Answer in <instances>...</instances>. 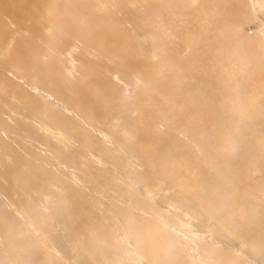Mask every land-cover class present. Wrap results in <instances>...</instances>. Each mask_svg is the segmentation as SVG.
<instances>
[{"label": "rangeland", "instance_id": "374dc122", "mask_svg": "<svg viewBox=\"0 0 264 264\" xmlns=\"http://www.w3.org/2000/svg\"><path fill=\"white\" fill-rule=\"evenodd\" d=\"M0 264H264V0H0Z\"/></svg>", "mask_w": 264, "mask_h": 264}, {"label": "bare ground", "instance_id": "6f19581e", "mask_svg": "<svg viewBox=\"0 0 264 264\" xmlns=\"http://www.w3.org/2000/svg\"><path fill=\"white\" fill-rule=\"evenodd\" d=\"M28 98H29V96H28ZM47 98V97H46ZM145 100V99H144ZM142 101L143 103L142 104H144L145 103V101H146V104H145V106L148 104V100L146 99L145 101ZM30 101V100H29ZM28 102V101H27ZM35 102V101H34ZM32 103V102H31ZM34 108H35V106H34ZM73 109V108H72ZM65 110V109H64ZM69 111V113H70V110H68ZM86 113V112H85ZM65 118V117H64ZM66 120H67V118H65ZM15 120V119H14ZM55 121V120H54ZM19 122V121H18ZM2 123V122H1ZM16 123V122H15ZM53 123V122H52ZM17 124V123H16ZM54 124V123H53ZM59 125V124H58ZM66 125V124H65ZM5 126V125H4ZM65 128V127H64ZM10 131V130H9ZM8 132V131H7ZM14 132V131H13ZM8 133H10V132H8ZM69 133H71L70 131H69ZM30 135V134H29ZM63 136V135H62ZM32 137H34V136H32ZM90 137V136H89ZM90 138H92V137H90ZM90 138H85L84 140L88 143V144H91V145H93L94 144V140L92 141ZM57 141V140H56ZM40 142H42V141H40ZM91 142V143H90ZM107 142V141H106ZM93 143V144H92ZM110 143V142H109ZM90 145V148H92V146ZM119 146V145H118ZM51 149V148H50ZM104 151V150H103ZM102 151V152H103ZM54 156V155H53ZM62 159H63V157H62ZM59 161V160H58Z\"/></svg>", "mask_w": 264, "mask_h": 264}]
</instances>
